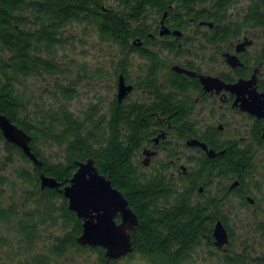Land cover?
<instances>
[{"label": "trees", "instance_id": "obj_1", "mask_svg": "<svg viewBox=\"0 0 264 264\" xmlns=\"http://www.w3.org/2000/svg\"><path fill=\"white\" fill-rule=\"evenodd\" d=\"M113 1L108 5L105 0H0V112L30 135L31 151L41 161L37 167L0 132L7 152L0 163L7 170L0 174V264H54L64 259L69 264H79L70 257L72 250L92 251L95 258L90 261L87 256L86 264H118L136 255L147 264H193V254L201 244L214 246V221L220 218L228 224L224 209L216 201L193 204L190 190L189 194L176 190L172 180L163 174L141 172L134 156L148 130L138 123L134 106L123 107L114 98L106 111L93 105L77 116L67 107L75 96L72 87L60 83L47 91L50 105L29 110L33 94L25 89L27 78L41 73H68L56 56L69 43L66 29L70 26L82 24L84 34L94 32L99 40L127 50L139 34L134 23L144 25L152 12L154 16L160 14L171 2L188 11L202 8L206 13L199 18L219 21L227 18L231 3ZM260 5L264 9L261 0H251L249 14L253 23L264 21ZM37 142L61 146L62 160L46 159ZM87 158L93 159L98 171L122 193L138 218L131 235L133 251L119 259H108L101 247L77 243L81 219L68 208L60 192L76 170L75 162ZM40 173L62 185L41 188ZM257 222L255 228L264 236V221ZM227 227L230 245L225 251L220 249L219 263L264 264V251H253L246 241H242L239 251L232 250L234 233ZM44 237L46 242L39 250ZM211 254L216 256L215 251Z\"/></svg>", "mask_w": 264, "mask_h": 264}, {"label": "flooded vegetation", "instance_id": "obj_2", "mask_svg": "<svg viewBox=\"0 0 264 264\" xmlns=\"http://www.w3.org/2000/svg\"><path fill=\"white\" fill-rule=\"evenodd\" d=\"M250 6L251 0H231L219 21L199 18L202 8L171 2L144 25L134 23L139 34L131 48L116 45L114 98L134 106L148 130L134 156L141 172L163 174L176 190H190L193 204L211 200L224 209L238 203L264 215V21L252 22ZM120 75L131 90L118 101Z\"/></svg>", "mask_w": 264, "mask_h": 264}, {"label": "rangeland", "instance_id": "obj_3", "mask_svg": "<svg viewBox=\"0 0 264 264\" xmlns=\"http://www.w3.org/2000/svg\"><path fill=\"white\" fill-rule=\"evenodd\" d=\"M105 2L108 5L115 3L113 0H105ZM83 30L82 24H74L66 29V33L70 36L69 43L56 56L57 61L66 67L68 71L66 75L41 73L26 79L25 89L29 94H33L30 106H28L30 111L50 105L51 99L48 95H51H47V91H53L56 84L60 83L72 87L75 96L68 101L67 107L77 116L93 105L98 107L99 111H105L110 106L116 92L115 68L119 50L114 43L99 40L94 32L84 34ZM37 146L46 159L62 160L63 148L61 146L40 142H37ZM5 154L7 152L4 151V143L0 140V163ZM0 168H2L0 174L7 172L3 166ZM256 212L257 214H254L252 209L241 207L238 203L235 207L224 208L223 213L229 216V226L234 233L232 250L239 251L242 241H246L253 251H264V236L255 228L257 220H263L264 215L260 210ZM43 241L46 242L45 237L39 242V250L43 249ZM229 245L230 243L226 244V249ZM217 250L214 246L207 247L204 243L201 244L193 254V264H221L218 256L222 253L220 249L217 253ZM210 251H215L216 256L210 255ZM69 255L79 264H86L84 259L87 256L90 261L95 258L94 253L88 250L86 252L72 250ZM57 261L54 264H69L68 259ZM118 264H147V261L136 255L132 258L121 259Z\"/></svg>", "mask_w": 264, "mask_h": 264}, {"label": "water", "instance_id": "obj_4", "mask_svg": "<svg viewBox=\"0 0 264 264\" xmlns=\"http://www.w3.org/2000/svg\"><path fill=\"white\" fill-rule=\"evenodd\" d=\"M164 32L167 30L165 29ZM200 79L203 84H207L206 78ZM238 86L241 87L242 84L238 83L236 87L239 88ZM130 90L131 86L125 85L123 77L120 75L117 83V100L121 101ZM254 109L257 113L252 111ZM254 109L248 108L252 113L260 116L259 109L257 107ZM0 132L5 141L19 147L37 167L41 166V161L31 151L30 135L1 112ZM203 147L205 148V145ZM209 154L212 155V152ZM75 164L76 170L68 183L60 189V192L67 199L68 208L81 219L82 229L77 237V243L81 246L103 248L104 255L108 259H119L126 256L133 251L131 235L138 224L137 215L129 207L128 201L122 193L112 185L105 175L98 171L93 159L76 161ZM39 180L41 188H58L62 185L55 178L43 173H40ZM116 216L119 217L118 221ZM212 236L213 244L218 248L229 242L226 228L220 220L215 222Z\"/></svg>", "mask_w": 264, "mask_h": 264}]
</instances>
